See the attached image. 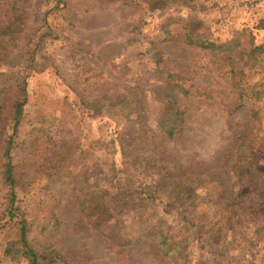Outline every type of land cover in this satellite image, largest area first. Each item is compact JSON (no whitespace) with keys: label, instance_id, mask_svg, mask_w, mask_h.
<instances>
[{"label":"rangeland","instance_id":"obj_1","mask_svg":"<svg viewBox=\"0 0 264 264\" xmlns=\"http://www.w3.org/2000/svg\"><path fill=\"white\" fill-rule=\"evenodd\" d=\"M13 1L0 0V171L8 116L24 94L17 205L32 244L48 247L43 263L264 264V0H20L24 19L11 29ZM189 31L238 34L222 53L237 73L187 43ZM168 71L210 96L174 94ZM237 85L246 92L232 111L223 100L239 99ZM175 103L185 122L163 137ZM234 171H256L234 185L248 189L240 217L223 211L216 187L225 173L231 188ZM6 192L0 174V264H28L5 255L17 239ZM50 207L59 222L45 230ZM159 227L165 250L143 234Z\"/></svg>","mask_w":264,"mask_h":264},{"label":"trees","instance_id":"obj_2","mask_svg":"<svg viewBox=\"0 0 264 264\" xmlns=\"http://www.w3.org/2000/svg\"><path fill=\"white\" fill-rule=\"evenodd\" d=\"M55 4L60 7L62 3H65V0H54ZM21 1L20 0H14L11 3L13 15L11 17V21L7 28H11L13 26H19L23 22V13L21 11ZM55 5V6H56ZM45 19H47L45 17ZM238 34H236L232 39L223 41L219 38L212 39L211 37H207L205 35L198 36L195 31H189L185 33V41L189 44H193L197 47H200L202 49H211L214 56H216L218 59L222 61V63H225V60L228 61L230 66V74L234 75L237 72L234 69V60L232 56L229 55H222V53L227 50L228 45L231 46L233 44L236 45L238 42ZM254 48H257L255 46ZM251 54L253 59L257 58L255 51L252 49ZM165 74V73H164ZM166 79L169 82V85L172 89V92L176 95H182L185 97L188 96H210V92L203 88H195L194 85L191 84L188 85L186 83V80L183 76L180 74H176L174 72H167L165 75ZM236 84L237 81L235 80ZM237 87H239L237 85ZM193 88V90H192ZM242 92H240L239 99H235V101H225L223 100V104H225V107H228V109H231L232 111L239 110L243 103L241 102L242 97H244V92H246L245 87H239ZM257 94V98L262 96V91L259 92L254 88ZM175 95V96H176ZM24 94L22 95L21 99H18L9 116L8 119L10 123L13 125L12 127V134L6 139L5 146H4V153H3V161L1 164L2 171H0L2 182L4 186L7 188V202L5 209L3 211V216L9 218V222L14 223L17 227V239L13 241L10 245L7 246L5 250V255L12 256L15 259L23 258L25 259L28 264H44L43 260L46 255V251L48 250V247L46 245H40V246H34L32 244V241L29 237V231L30 226L28 224V219L26 216L25 210L22 209L21 206L17 205L18 202V196H17V186L19 182L16 180L15 174H14V163H13V156H12V150L15 145V136L18 134L19 126L21 123L22 115L24 112V105H25V99ZM237 98V97H236ZM240 100V101H238ZM185 122V111L182 109L179 105H176V103L170 108V114L167 119V121L160 124V134L163 137L168 138H174L182 129V125ZM158 175L159 179L161 178H170L166 175V173H163L160 167H158ZM236 174H238V179L234 180L230 185H233L231 188L228 187V182L225 180V173L220 174L218 173L215 176V179L218 180L216 187L220 188L218 192V196L221 200H224V204L226 203L227 207L223 208V211H228L229 213L233 214L234 217L241 216L240 210L242 208L238 206L239 199H242L241 197L244 195V192L248 195V189L245 191L243 190H236L234 189V185L238 184L240 182H244V180L247 178L249 174H253L256 171H234ZM208 176L206 173L202 172L198 179L196 180L198 185H204L206 179ZM250 182L253 180H249ZM244 186V185H243ZM244 189V188H243ZM258 194L260 198L262 199L261 202L257 203V208L264 207V194L262 191H258ZM256 208V209H257ZM258 210V209H257ZM47 216L43 218L44 220V228L45 230L50 228L52 223H55V221L58 224V219L56 218L53 222L50 220V213H51V207L45 212ZM221 221V220H220ZM219 220L215 222L213 226L219 225L221 223ZM211 224V223H209ZM207 233V232H206ZM144 235H150L154 236V239L157 241H160L162 244L159 247V250H165L167 247L170 246V244L167 242L168 236L165 234V232L159 227L154 228V231L145 230L143 232ZM55 252L54 249L51 250V253L53 254ZM16 256V257H14ZM65 262V261H64ZM66 264V263H64Z\"/></svg>","mask_w":264,"mask_h":264}]
</instances>
